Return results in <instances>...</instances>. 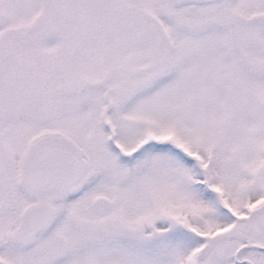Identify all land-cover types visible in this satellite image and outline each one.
<instances>
[{
	"label": "snow or ice",
	"instance_id": "obj_1",
	"mask_svg": "<svg viewBox=\"0 0 264 264\" xmlns=\"http://www.w3.org/2000/svg\"><path fill=\"white\" fill-rule=\"evenodd\" d=\"M0 264H264V0H0Z\"/></svg>",
	"mask_w": 264,
	"mask_h": 264
}]
</instances>
